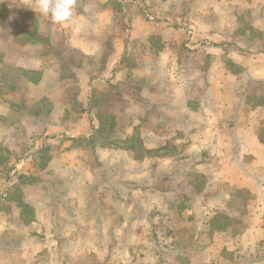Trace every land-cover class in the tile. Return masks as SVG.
<instances>
[{"label": "rangeland", "instance_id": "374dc122", "mask_svg": "<svg viewBox=\"0 0 264 264\" xmlns=\"http://www.w3.org/2000/svg\"><path fill=\"white\" fill-rule=\"evenodd\" d=\"M12 1L0 0V264H247L245 254L232 250L253 244L252 254L264 264V258L259 261L264 239L242 240L249 223L261 217L263 198L215 192L220 187L203 177L204 161L195 156L199 150L187 152L194 155L188 161L182 155L187 148L176 145L175 171L168 173L172 161L163 157L171 149L166 144L141 147L135 129L128 127L130 115L118 111L119 100L109 104L105 97L94 112L101 131L85 141L66 138L77 133L61 126L71 120L69 113L59 110L53 96L23 83L39 78L23 70L33 65L23 62L20 45L41 23L21 11L23 0ZM146 1V21L199 24L201 38L225 43L223 71L239 66L230 62L239 50L234 41L255 38L264 44V0ZM171 10L180 16L173 19ZM215 27L224 30L218 36L207 31ZM186 30L184 39L191 42ZM260 50L264 47L250 49ZM223 77L231 89L241 83L228 73ZM124 149L133 151V159L122 156ZM152 152L160 158L155 167L172 176L157 177L148 160L135 161ZM188 167L191 173L185 176ZM203 187L208 191L202 193ZM253 211L257 216L249 214Z\"/></svg>", "mask_w": 264, "mask_h": 264}, {"label": "crops", "instance_id": "0c3cea01", "mask_svg": "<svg viewBox=\"0 0 264 264\" xmlns=\"http://www.w3.org/2000/svg\"><path fill=\"white\" fill-rule=\"evenodd\" d=\"M145 2L76 0L72 23L61 27L30 8L35 7L32 0H23L21 11L34 14L41 23L20 45L23 62L33 65L23 70L37 72L39 78L28 77L23 83L53 96L59 110L69 113L71 120L63 121L61 126L73 128L77 133L66 138L93 139L101 128L94 115L100 106L97 101L105 97L107 103L114 104L119 100L118 111L130 115L128 127L135 129L141 147L166 144L171 149L163 157L172 161L168 162L171 164L168 173L175 171V146L183 145L187 148L182 154L184 160L193 159L194 155L187 152L199 150L195 156L204 161L203 177L215 180L220 187L215 192L226 189L228 198L244 193L264 200V50L250 51L264 44L255 38L234 41L232 46L239 50L230 56V62L239 66L237 71H223L220 61L224 59L225 43L201 38L204 30L199 24L177 25L164 19L160 24L146 21ZM132 4H136V9L130 7ZM172 10L169 15L177 19L180 15ZM184 29L192 34L191 42L184 39ZM223 30L207 29L216 36ZM32 47L36 49L33 53ZM208 52L215 57L209 58ZM193 62H197L195 66ZM223 72L241 83L232 89L225 86ZM255 85L259 88L255 89ZM125 88L135 90V94L123 95ZM115 95L117 99L113 98ZM130 151L124 149L122 156L133 159ZM153 153L136 156L135 161L142 165L148 160L151 173L155 172L157 177L172 176L159 171V165L155 167V160L160 158ZM187 169L185 176L191 173L190 167ZM187 187L191 189V184ZM203 188L202 193L208 191ZM258 204L261 217L255 224L249 223L242 240L263 242L264 203ZM249 214L255 217L258 213ZM224 230L227 228L216 229L214 234ZM253 245L232 252L245 254L247 264H261L258 256L252 254Z\"/></svg>", "mask_w": 264, "mask_h": 264}, {"label": "clouds", "instance_id": "9594fccd", "mask_svg": "<svg viewBox=\"0 0 264 264\" xmlns=\"http://www.w3.org/2000/svg\"><path fill=\"white\" fill-rule=\"evenodd\" d=\"M36 13L45 19H49L52 24L61 27L70 25L73 21L76 0H32Z\"/></svg>", "mask_w": 264, "mask_h": 264}, {"label": "trees", "instance_id": "16d2710c", "mask_svg": "<svg viewBox=\"0 0 264 264\" xmlns=\"http://www.w3.org/2000/svg\"><path fill=\"white\" fill-rule=\"evenodd\" d=\"M101 131V129H99V132ZM74 140H79V141H85L87 140L86 138H83V137H80V138H77V139H74ZM41 151V150H40Z\"/></svg>", "mask_w": 264, "mask_h": 264}]
</instances>
